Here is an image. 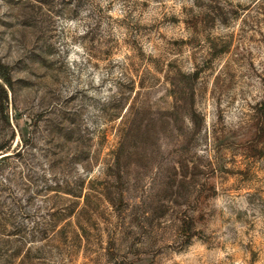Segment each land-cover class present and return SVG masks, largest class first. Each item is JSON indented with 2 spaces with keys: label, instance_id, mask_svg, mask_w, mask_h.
<instances>
[{
  "label": "rangeland",
  "instance_id": "obj_1",
  "mask_svg": "<svg viewBox=\"0 0 264 264\" xmlns=\"http://www.w3.org/2000/svg\"><path fill=\"white\" fill-rule=\"evenodd\" d=\"M0 61V264H264V0H0Z\"/></svg>",
  "mask_w": 264,
  "mask_h": 264
},
{
  "label": "trees",
  "instance_id": "obj_2",
  "mask_svg": "<svg viewBox=\"0 0 264 264\" xmlns=\"http://www.w3.org/2000/svg\"><path fill=\"white\" fill-rule=\"evenodd\" d=\"M11 87H12V79H11L9 67L0 61V120L4 124H9V116L8 113L6 112L7 101H8L6 88L11 89ZM260 108L257 110L258 112H261ZM12 140L13 138L10 139V142ZM9 149H10V143H6V144L4 143L0 145V152H3L4 150L8 151ZM5 153H1L0 155H3ZM9 157H10L9 155H5L2 156L0 160H6Z\"/></svg>",
  "mask_w": 264,
  "mask_h": 264
}]
</instances>
